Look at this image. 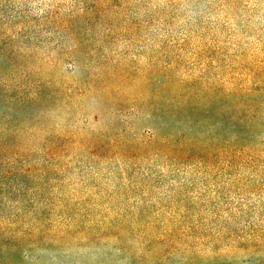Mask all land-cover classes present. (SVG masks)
I'll return each instance as SVG.
<instances>
[{
    "label": "rangeland",
    "instance_id": "obj_1",
    "mask_svg": "<svg viewBox=\"0 0 264 264\" xmlns=\"http://www.w3.org/2000/svg\"><path fill=\"white\" fill-rule=\"evenodd\" d=\"M172 101L210 119L168 123ZM19 221L72 245L8 264H264V0H0V230Z\"/></svg>",
    "mask_w": 264,
    "mask_h": 264
},
{
    "label": "trees",
    "instance_id": "obj_2",
    "mask_svg": "<svg viewBox=\"0 0 264 264\" xmlns=\"http://www.w3.org/2000/svg\"><path fill=\"white\" fill-rule=\"evenodd\" d=\"M177 91V90H176ZM175 93V92H173ZM172 93V94H173ZM174 101H177L176 99ZM170 102V105L173 107V111L169 112V115L167 118L168 123L176 121L178 118L183 117L185 119H188V123L191 125V128L193 130H199L201 128H204L202 124V120H208L209 117L205 118V111L203 107L195 109L194 106L190 108L184 109L179 102ZM183 115V116H179ZM217 119H212V122L207 124L206 127L209 130V126L213 127L214 124H217ZM179 129V128H178ZM156 137L153 133V131L149 128L146 129V132L141 135L139 138L140 142L145 145H158L162 146L161 144L168 142L167 139L165 140H155ZM191 141H193L194 144H191ZM175 146V150L178 155L184 157L186 155L187 150L181 147V145L184 146H194L191 148V153L194 155L195 153H199L200 157L205 158L207 155H211L213 157V153L208 151V145L203 146L202 141H197L193 137H185L183 136V133H181V136L177 137L175 141L172 143ZM178 146L181 147V149L178 148ZM196 147V149H195ZM198 148V150H197ZM200 148V149H199ZM223 148V147H222ZM19 218V217H15ZM22 221L16 222V225L12 228L8 229H1L0 230V264H8L14 260L13 254H20V258L23 259H31L36 254L32 252L31 250H38L41 249L43 251H50V250H59L61 252L65 253V246L66 245H72V237L67 238H59L60 239V246L59 247H52V242L48 239V237H42L40 235H35L33 232L25 231L23 230L22 226L20 225ZM16 229V230H13ZM110 233V234H109ZM103 238V241H107L109 239L114 240L116 244L111 243V250L117 251L121 250L126 247V233L122 231H117L114 233L106 232ZM84 236L81 238V244L83 243V239L85 238V241L89 243L91 240V243H98L101 242V237L97 236L92 238L91 236H88L86 233L83 234ZM88 236V237H87ZM195 239H200V235L197 234L194 236ZM87 242L84 243V247L87 246ZM79 245V244H78ZM160 249H147L142 248L140 251L137 248V252L133 253L134 256L139 257L142 261H148V262H154L157 261L160 258L169 256V255H178L180 259L182 258V261H180L178 264H202V262L205 259V255L197 250L194 249H187L184 247H179L177 245H170L165 244L164 246H159ZM234 252L238 254V256H243L245 252L247 254L251 255L253 252H256L255 245L251 246L249 248H246V244L238 243V246L234 249ZM63 253V254H64ZM65 255V254H64ZM227 257V255H226ZM245 261L241 260L239 264H244ZM247 264V263H245ZM254 264H260L259 262L255 261Z\"/></svg>",
    "mask_w": 264,
    "mask_h": 264
}]
</instances>
